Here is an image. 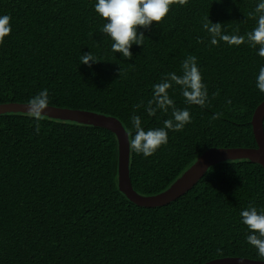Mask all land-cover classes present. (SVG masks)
<instances>
[{
    "label": "trees",
    "instance_id": "1",
    "mask_svg": "<svg viewBox=\"0 0 264 264\" xmlns=\"http://www.w3.org/2000/svg\"><path fill=\"white\" fill-rule=\"evenodd\" d=\"M96 2L0 0V15L12 18V32L0 45V105L26 104L47 89L49 106L111 116L133 133V115L145 130L162 127L171 109L150 116L134 105H146L164 74H180L181 62L195 55L209 101L189 105L179 86L169 90L177 108L189 109L191 123L169 130L168 143L152 156L130 152L135 191L162 193L211 148L257 147L251 122L264 102L256 87L264 58L247 43L211 45L202 21L208 16L226 33L244 35L256 24L247 17L259 0L173 5L162 23L140 29L144 46H132L131 60L111 50ZM91 52L102 61L90 67L80 57ZM217 112L223 116L213 120ZM39 123L37 135L26 114L0 115V264L261 261L240 212L250 204L264 209L262 166L218 163L170 204L140 207L119 190L114 133L48 117Z\"/></svg>",
    "mask_w": 264,
    "mask_h": 264
},
{
    "label": "clouds",
    "instance_id": "2",
    "mask_svg": "<svg viewBox=\"0 0 264 264\" xmlns=\"http://www.w3.org/2000/svg\"><path fill=\"white\" fill-rule=\"evenodd\" d=\"M188 0H97L95 11L106 22L100 31L112 40L111 50L115 53H122L123 57L131 60L133 53L132 46H144L145 35L140 31L150 29L156 22L160 24L165 20L173 5H186ZM247 18L256 19L255 26L244 35L228 34L223 28V24L212 22L208 16L204 17L202 24L208 33L210 44L218 46L221 41L239 46L247 43L252 48H257L258 55L264 58V0H259L253 12ZM246 18V19H247ZM11 16L0 15V45L12 32ZM203 43V40L198 41ZM81 63L89 65L99 63L102 60L97 58L93 52L82 54ZM134 67V65H133ZM119 75H122V68ZM174 86H179L185 102L189 105L204 107L209 101V94L203 76L198 67L195 55L187 56L181 62V73L170 72L164 74L160 82L153 86L152 97L145 105L143 102L134 105L139 109L145 107L148 115L155 116L157 111L168 113L171 109V118L163 121V126L145 130L142 127L141 117L133 115L131 122L135 132L126 131L130 152L143 154L144 157L152 156L159 148L168 143V131L179 132L191 123L189 109L176 107L175 101L170 97L169 90ZM256 87L264 93V66L259 68L256 78ZM218 96L219 93H214ZM231 104L232 101H226ZM26 115L36 121L35 134L40 132V121L45 119V110L49 107V93L47 89L39 92L30 98L26 103ZM223 116L222 112H217L212 116L213 120ZM231 163V161H229ZM243 224L249 230L247 242L253 246L261 261H264V209H257L254 205H249L247 209L240 212ZM219 251V250H218Z\"/></svg>",
    "mask_w": 264,
    "mask_h": 264
},
{
    "label": "water",
    "instance_id": "3",
    "mask_svg": "<svg viewBox=\"0 0 264 264\" xmlns=\"http://www.w3.org/2000/svg\"><path fill=\"white\" fill-rule=\"evenodd\" d=\"M26 104L7 103L0 105L2 114H26ZM45 117L67 122L104 128L118 139V176L119 190L131 202L146 208H157L170 204L191 190L207 173L210 167L225 161L247 160L264 168V102L255 110L252 118L253 134L257 143L255 148H211L204 152L175 183L167 190L153 196L137 193L133 188L130 176V149L126 129L114 117L93 111L65 109L49 106ZM206 264H264V261H253L243 258H224Z\"/></svg>",
    "mask_w": 264,
    "mask_h": 264
}]
</instances>
